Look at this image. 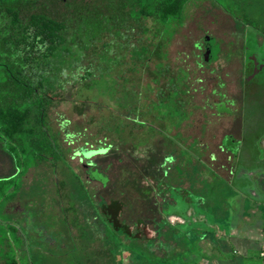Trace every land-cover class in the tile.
Segmentation results:
<instances>
[{
    "label": "rangeland",
    "instance_id": "rangeland-1",
    "mask_svg": "<svg viewBox=\"0 0 264 264\" xmlns=\"http://www.w3.org/2000/svg\"><path fill=\"white\" fill-rule=\"evenodd\" d=\"M67 1L44 0L38 10L44 7L71 28L73 10ZM82 18L88 26L90 14ZM119 23L102 42L109 47L96 41L97 49L91 48L90 38L84 36L82 42L90 46L84 50L81 40L73 45V35H67L70 52L61 50L50 59L51 79L58 85L50 124L56 129L69 121L62 144L71 150L56 166L36 151L28 156L24 167L32 168L15 179L16 195L0 202V255H5L0 264L140 263L139 254L131 251L132 242L121 246L111 237L99 214L102 200L121 202V220L129 226L143 222L147 228L139 231L154 237L156 246L153 252L143 239L140 252L161 259L160 264L198 259L191 251L178 254L180 235L189 239L193 250L216 254L210 246L216 249L220 232L199 226L207 224L206 217L213 228L244 219L243 196L223 181L230 161L220 151L223 135L239 132L243 66L235 56L220 66L227 63L220 54L240 51L245 33L264 36V0H191L183 24L162 30L152 19L134 30L131 24L119 29ZM157 42L166 43L161 61L144 46ZM88 72L91 77L83 80ZM261 91L254 94L259 104ZM123 101L132 103L128 108L133 113L120 106ZM263 117L264 111L247 105L246 140L264 134ZM122 120L127 123L124 133L111 129L97 134L100 125L110 127ZM4 122L0 120V129L6 133ZM109 146L103 154L76 153ZM10 164L0 144V175ZM5 185L0 182V196L10 187ZM6 236L9 241L3 243ZM254 257L244 264H260Z\"/></svg>",
    "mask_w": 264,
    "mask_h": 264
},
{
    "label": "trees",
    "instance_id": "trees-1",
    "mask_svg": "<svg viewBox=\"0 0 264 264\" xmlns=\"http://www.w3.org/2000/svg\"><path fill=\"white\" fill-rule=\"evenodd\" d=\"M43 1L0 0V115H3L0 116V120H5L6 130L5 133L3 129H0V142L4 151L13 158L17 171L15 177L0 180L10 186L0 196V202L3 197L16 195L13 184L19 175H25L32 168L31 166L24 167V163L33 151H36L40 158L53 161V165L56 166L58 161H65L66 154L71 150L62 144L64 128L68 126L69 121L56 129L50 124V113L54 108L56 101L54 95L58 90V85L51 79L53 73H50L49 64L50 59L61 50L70 52V48L66 47L69 43L67 35H73L71 40L73 45L78 39L82 42L84 36H87L90 38V46L96 41H101L100 46L106 48L110 44L102 42L112 36L109 34L114 33L116 22H120L119 29L126 24H131L134 30L137 26L139 28L146 19H152L160 24L161 30L166 26L172 28L177 25L179 27L185 20V9L191 0H68L66 6L73 10L72 19H70V24L73 23L71 28L65 20L47 12L44 7L38 10V6ZM58 1L65 2L66 0ZM87 13L90 14V24L84 26L82 17ZM154 38L157 39V37ZM82 43L85 47L80 46L81 49L85 50L90 47ZM165 44L157 42L144 46L146 50L153 53L155 60L161 61L162 57L159 55L163 53ZM97 45L91 48L95 49ZM91 75L92 72H88L83 80H88ZM88 88L94 87L89 84ZM129 104L132 103L130 101L120 102V106L131 114L133 112L132 108H128ZM137 104L139 103L133 106ZM125 118L130 119V116L127 115ZM123 123L122 120L110 124V127L100 125L97 134L111 129H115L118 134L124 133L127 123L126 126ZM110 147H98L91 151L80 149L76 153L84 156L103 154ZM98 206L102 222L108 228L111 237L121 246L132 242L131 251L141 257V262L138 264L164 263L157 257L140 252V249L144 248V244H141L143 239L146 240L145 245L154 252L153 249L156 246L154 237L146 235L145 231H139L144 227L143 222L138 221L132 227L126 221L121 220L123 207L121 202L107 203L102 200ZM142 232L145 234L144 237ZM181 237L185 240H181ZM178 238L177 242L180 245L178 254L191 251L198 257L194 263L189 260L180 264H233L234 258L231 256L220 255V252L214 248L212 250L216 254L212 255L202 253L199 248L193 250L187 237L180 235ZM7 239L6 236L3 243L9 241ZM133 244H138V248ZM1 247L0 245V250ZM0 257L5 259V255H0ZM215 260L216 263H214ZM165 263L172 264L171 261ZM4 264L9 263L5 261ZM11 264H16V261L14 260Z\"/></svg>",
    "mask_w": 264,
    "mask_h": 264
},
{
    "label": "crops",
    "instance_id": "crops-1",
    "mask_svg": "<svg viewBox=\"0 0 264 264\" xmlns=\"http://www.w3.org/2000/svg\"><path fill=\"white\" fill-rule=\"evenodd\" d=\"M247 34L250 36L248 37ZM242 38L244 44L240 51H235V53L229 52L226 56H223L222 52L220 54L221 58L227 61L225 64L221 63L220 66H227L228 63L232 61L231 58L234 56L235 58H240L243 66V78L240 81L241 112L239 115V132H229L228 134L226 133L223 135L221 138L220 151L227 154L229 158L228 160L230 161L227 177L223 181L235 185L237 191L244 199V219L239 223L243 224L244 228L239 229L238 227L240 225L235 221H232L230 226L224 224V226H216V228H213L215 225L208 221L207 217L205 218L207 224L200 223L199 226H202L201 228H204L205 231H211L214 233L216 231L218 233L220 232L215 243L216 250L220 252V255L233 257V264H244V262L250 260V256H255L254 258L259 260L261 262L260 264H262V261L264 262V134L261 136L255 135L253 141H248L243 133L244 111L247 109V105L264 111V71L261 74L260 70H258L257 64H253L251 61L252 59L257 63L261 54L264 53V36L251 32L245 33L242 35ZM217 39L219 40V38ZM221 47L222 43L220 44V49ZM246 51L250 52L247 56ZM222 59H219L218 61L222 62ZM245 66L247 70H245ZM202 67L203 66L200 68ZM245 77H248L249 79H245ZM247 82L249 83L247 84ZM222 86L223 85H220L221 88ZM260 89H262L260 92V102L263 101V103L259 104V100L258 98H254V94H256V90L260 91ZM248 92L249 97L247 96ZM223 98L224 97L222 96V100ZM221 104L222 102L217 103L216 109L219 108ZM210 109L213 110L212 106H210ZM222 113L217 114L220 115ZM249 135H251V133ZM3 152L9 157L11 164L9 166H3V175H0V179H9L15 176L17 172L16 166L13 158L6 153L4 149ZM210 160V164L214 166V162L216 161L214 154L211 155ZM258 191L261 192L263 195L262 197L258 196ZM250 201L254 203L251 208L248 203ZM199 214L206 216L204 212H199ZM192 224L194 225V223ZM195 224V227L198 226L196 222ZM210 247L213 249L212 245Z\"/></svg>",
    "mask_w": 264,
    "mask_h": 264
},
{
    "label": "flooded vegetation",
    "instance_id": "flooded-vegetation-1",
    "mask_svg": "<svg viewBox=\"0 0 264 264\" xmlns=\"http://www.w3.org/2000/svg\"><path fill=\"white\" fill-rule=\"evenodd\" d=\"M251 61L253 64H257L258 70H260V73L262 74L264 71V53L261 54L260 59L257 61V63H255V61H253L252 59Z\"/></svg>",
    "mask_w": 264,
    "mask_h": 264
}]
</instances>
